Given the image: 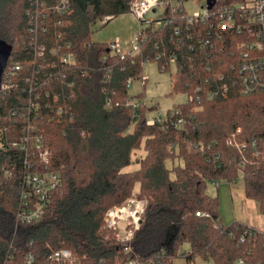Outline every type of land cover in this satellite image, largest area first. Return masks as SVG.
Listing matches in <instances>:
<instances>
[{
  "label": "trees",
  "instance_id": "trees-1",
  "mask_svg": "<svg viewBox=\"0 0 264 264\" xmlns=\"http://www.w3.org/2000/svg\"><path fill=\"white\" fill-rule=\"evenodd\" d=\"M56 1L0 0V11L20 9L14 20L0 18V40L13 48L3 79L8 88L0 92V142L27 140L31 150L41 140L63 180L41 220L22 224L17 215L30 192L26 162L34 163V155L0 152V264H24L29 254L47 264L61 249L71 250L78 264H170L178 257L189 264L198 257L264 264L263 236L241 242L248 225H225L218 197L206 191L208 183L238 181L242 155L226 140L241 129V140L258 141L260 152L249 154L242 170L244 194L264 216V93L244 95L234 84L233 52L243 38L211 29L214 18L190 25L186 11L168 8L166 24L143 28L140 51L121 59L107 43L92 41V26L130 13L133 0H70L62 12ZM246 1L215 0L211 11ZM147 62L174 70L173 92L193 99L173 109L183 128L172 120L150 126L142 102L126 106L144 99L129 95L128 81L141 79ZM14 66L19 70L11 71ZM200 142L205 151L188 148ZM139 150L145 153L140 159ZM133 163L139 169L124 171ZM132 198L146 201L145 212L133 238L122 242L103 229L104 216Z\"/></svg>",
  "mask_w": 264,
  "mask_h": 264
},
{
  "label": "built area",
  "instance_id": "built-area-1",
  "mask_svg": "<svg viewBox=\"0 0 264 264\" xmlns=\"http://www.w3.org/2000/svg\"><path fill=\"white\" fill-rule=\"evenodd\" d=\"M58 11H66L70 6V0H57ZM163 10V13L168 8L174 12L186 11L183 0H133L130 4V13L141 23V27L136 34V39L131 42H122L121 39H116L108 43L112 53L121 59L129 55L137 54L140 51L139 36L143 28L153 27L159 28L166 24L163 20V15L158 19L149 18L148 15L157 9ZM188 23L194 25L197 22L206 23L212 18L211 29L217 33L230 32L240 35L243 39L237 46V51L233 52L234 65L233 70L237 75L234 84L241 88L244 95H257L264 93V0H248L246 2L222 6L215 12L207 5V0L203 3L202 9L190 15L186 11L185 15ZM110 17L104 21L110 20ZM209 41L206 45H209ZM73 56L69 55L64 59L66 63L72 62ZM171 61H176L175 57H171ZM145 66V64H144ZM8 69V67H7ZM19 70L18 66L11 68V71ZM10 72L6 70L4 77ZM3 77V79H4ZM133 80L128 81L130 89ZM7 84H3L2 89L6 90ZM222 89L227 91V85L223 84ZM190 100H193L191 97ZM140 102L137 100H128L126 106L136 108ZM108 108L111 104L108 103ZM167 120H172V125L175 128H183L184 119L178 117V111H169L168 117L165 119L160 114L158 117L150 118L147 124L152 126L156 123L164 124ZM242 130L238 129L235 133L229 136L226 140V145L237 150L242 155L240 163L239 179L244 178L243 168L250 162L249 154L252 157L260 156L258 150V141H243L241 140ZM211 146V145H210ZM174 146H170L173 149ZM189 149H199L205 151L206 145L203 143L193 144L188 143ZM25 151L34 155V163L26 162L27 172L24 176V183L30 190L29 195H24V206L17 215V220L22 224H30L41 220L45 214L47 206L50 204L53 194L62 188V175L59 171L52 168L53 156L52 152L44 147L41 140H36L32 143V148H28V141L23 143L5 144L0 142V152L2 151ZM219 158V157H218ZM218 186V185H216ZM146 201L138 198H132L123 206H115L110 208L104 216L103 229L112 231L114 237L122 242H129L135 231L140 227L141 218L145 212ZM198 216H202L197 213ZM207 216V215H204ZM125 223L127 226L126 234L120 237L118 234L119 225ZM258 235L264 238V230L248 226L247 232L241 235L240 240L244 242L246 239H256ZM24 264H37L33 255L29 254ZM47 264H78L74 253L69 249H61L47 258ZM127 264H161L155 261L148 263L130 260ZM235 264H245L240 258Z\"/></svg>",
  "mask_w": 264,
  "mask_h": 264
},
{
  "label": "rangeland",
  "instance_id": "rangeland-1",
  "mask_svg": "<svg viewBox=\"0 0 264 264\" xmlns=\"http://www.w3.org/2000/svg\"><path fill=\"white\" fill-rule=\"evenodd\" d=\"M185 9L188 14L192 15L195 12H199L202 9L203 3L198 0H183ZM0 18L7 20L11 18L14 20L15 15H20V9L16 6L13 14H9L8 9L0 11ZM163 15V10L158 8L156 14L152 12L148 15L149 18L158 19ZM2 23V21H1ZM106 21H98L92 26V41L96 43H110L116 39H121L122 42H131L136 39V34L141 27V23L135 18L132 13L121 15L108 24ZM170 72H163L157 62H147L144 66L142 78L133 81L129 95L131 97H137L140 94H144L142 102L147 108V118H155L160 114L163 118H167L169 111L173 110L175 106L183 104L188 101L189 97L186 93L173 92L172 80L174 70ZM136 100V99H134ZM154 108V110H150ZM134 130V125L130 127V131ZM135 158H143L145 156L144 150H139ZM175 165H184L182 160L176 159ZM173 162H169L168 166L172 168ZM139 164H131L124 171L130 172L139 169ZM241 192L235 196L231 193V187L229 183L222 182L219 187L215 184L208 183L207 193L211 196L218 197L219 199V212L222 222L225 225H231L237 221L235 203H240L241 210L246 217V224L253 225L254 227L264 230V216L258 209L256 202L247 199L244 194V179L237 181ZM236 187V186H234ZM219 188V189H218ZM139 186L136 188V191ZM235 208V209H234ZM237 210V209H236ZM127 226L123 222L119 225L118 234L120 237H124L126 234ZM114 237V233H113ZM186 251H189L188 244L184 246ZM206 264H214L213 261H206Z\"/></svg>",
  "mask_w": 264,
  "mask_h": 264
},
{
  "label": "crops",
  "instance_id": "crops-1",
  "mask_svg": "<svg viewBox=\"0 0 264 264\" xmlns=\"http://www.w3.org/2000/svg\"><path fill=\"white\" fill-rule=\"evenodd\" d=\"M230 186H232L231 187V193H232V195L233 196H235L236 194H238V193H240L241 192V188L239 187V185H238V183L237 182H235V183H232V184H229ZM220 185H218L217 187H219ZM234 186H236V187H234ZM220 188V187H219ZM218 188V189H219ZM138 192V190L136 191V193ZM235 207H236V209H235V211H236V215L235 216H237L236 217V219H237V221H235V222H239V223H243V224H246V217H245V215L243 214V211L241 210V205H240V203H235ZM235 222H233V223H235ZM246 225H248V226H252V227H254L253 225H249V224H246ZM256 228V227H255ZM170 264H189L188 263V261L186 260V258H184V257H178V258H175V259H173L172 260V262L170 263ZM193 264H206V261L205 260H203L202 258H200V257H198V258H196L195 259V261H194V263Z\"/></svg>",
  "mask_w": 264,
  "mask_h": 264
},
{
  "label": "water",
  "instance_id": "water-1",
  "mask_svg": "<svg viewBox=\"0 0 264 264\" xmlns=\"http://www.w3.org/2000/svg\"><path fill=\"white\" fill-rule=\"evenodd\" d=\"M215 0H207V5L212 8ZM12 46L4 40H0V92L2 89V82L4 74L7 70L9 59L12 54Z\"/></svg>",
  "mask_w": 264,
  "mask_h": 264
}]
</instances>
